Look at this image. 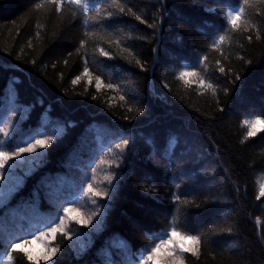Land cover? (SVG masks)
<instances>
[{"label": "trees", "instance_id": "obj_1", "mask_svg": "<svg viewBox=\"0 0 264 264\" xmlns=\"http://www.w3.org/2000/svg\"><path fill=\"white\" fill-rule=\"evenodd\" d=\"M84 2L0 0V141L53 136L0 206L3 264H33L11 244L98 172L99 224L82 250L57 233L51 264H137L172 227L200 237L183 264H264V130L242 126L264 118V0Z\"/></svg>", "mask_w": 264, "mask_h": 264}, {"label": "snow or ice", "instance_id": "obj_2", "mask_svg": "<svg viewBox=\"0 0 264 264\" xmlns=\"http://www.w3.org/2000/svg\"><path fill=\"white\" fill-rule=\"evenodd\" d=\"M52 2H62V0H52ZM72 4H75L82 8L84 13H87L89 11V3L84 2L82 3V0H70ZM113 4H116L119 6V0H111ZM244 4H249V0H244ZM95 7V5H93ZM96 11H99V8H96ZM120 11H123V8H120ZM244 14L243 8H237L234 10H229L226 14V22L231 28L238 27L237 22L240 20L241 16ZM111 15V13H109ZM225 35H220L217 38V41L214 42L215 47H219L220 43H222L225 40ZM101 52H103V49H101ZM104 55H107V53H104ZM220 71H223V68L220 69ZM85 74H87V69H85ZM198 73L196 71H181L179 73V79L185 80L189 76H195ZM75 82V81H74ZM90 82V81H89ZM211 87V85H208ZM100 87V83H97V88ZM108 87H112V85H108ZM242 126L248 127L247 135L254 136L256 135V132L258 130H264V118H261L260 116H256L252 119H244L242 121ZM0 131H5L3 129H0ZM5 135L7 133L5 132ZM38 135H43L42 133H38ZM56 135L57 138H59V135ZM53 139L52 135H44L42 139H37L35 136H33L31 139L24 141L23 145L17 144L14 147H11L7 142L0 141V149H8L11 148V150H0V168H3L6 164H8V161L14 160L16 158H24L23 154L25 153H34L37 152V148H44L47 146L49 142ZM128 141L124 140L123 144L127 145ZM117 147H120V145H117ZM38 155H46V153H38ZM15 167V164H8V168L11 169ZM87 191L93 193L95 196H100L101 193L96 191V189L93 188V185L89 183L87 185ZM260 196H264V184L260 185ZM94 202V201H93ZM77 213L76 216H73L72 213ZM65 220H77L78 223H85L84 219H81L79 217V209L73 207L71 204L67 207H63L59 214L57 215V218L51 225H47L44 229L39 230L38 234L32 233L31 239L27 238H21L19 242H14L11 244V248L13 250L20 249L22 252H24L26 258L28 261H32L33 264H40V260L43 259L45 261L51 260L52 257L55 255L57 249L51 248V249H45V251L41 255L34 256L32 252L28 251L27 245L35 243L37 240L46 241L48 236L51 234L52 238L55 239V236L57 233H61V235H66L65 230L63 228ZM71 237H69L70 239ZM157 243H155L154 246L147 249L145 252H142L139 256V259L137 261V264H147L148 261H152L153 264H165L164 258L161 256L162 251L168 250L169 245H175V248L172 250H169L166 252L167 256L174 255V252L176 249H181L183 251H194L191 248H185L184 241L192 242L193 244H199L200 243V237L195 235H189L186 233H182L181 231L177 230L176 227H172L169 233H166L162 237H156ZM4 255L7 257L8 260H12L11 253L8 251H5ZM0 264H3V259L0 258ZM56 264H59L57 261Z\"/></svg>", "mask_w": 264, "mask_h": 264}, {"label": "rangeland", "instance_id": "obj_3", "mask_svg": "<svg viewBox=\"0 0 264 264\" xmlns=\"http://www.w3.org/2000/svg\"><path fill=\"white\" fill-rule=\"evenodd\" d=\"M0 128L5 130L4 133H7V136L10 137L12 132L10 129V123L8 124V121L0 122ZM2 150V149H1ZM3 150H11L9 149H3ZM38 153H43V148H37V152L34 153H25L23 154L24 158H16L14 160L8 161V164H15V167L9 169L8 164H6L3 168H0V206L4 204L12 194L16 190V187L18 183H20V178L18 174L20 175V172H31L32 167L36 165L39 160L41 159V155H38ZM81 173V172H77ZM101 172H98V174H93L97 179L95 181L94 189L97 190V187L101 185V183H98V179L101 181V179H106L107 177H103ZM87 189V188H86ZM94 198V200H93ZM53 202V205L55 209L52 211L53 213V220L57 218V215L59 214L60 210L63 207L69 206V204H63L59 198H52L50 199ZM94 201V202H93ZM73 207L79 209V217L81 219L85 220V223L81 224L78 223L77 220H65L63 228L65 232L69 235L71 242L73 243L75 248H78L82 250L85 247L86 239L79 234V228L84 225L87 228L95 227L99 224L100 219L102 218L103 208L100 204L97 202V196L93 195V193L88 192L83 195L82 198H79L78 201L71 204ZM73 216H76L77 213H72ZM31 239V237L29 238ZM53 238L51 234L48 236L46 241L37 240L35 243L27 245L28 251L32 252L34 256L41 255L45 249H51L57 247L53 243ZM157 243V242H155ZM151 244L149 248L155 245ZM185 248H191L193 249L195 244L189 241H184ZM175 248V245H169L168 250H164L161 253V256L165 260V264H183V261L180 258V255H182L183 250L176 249L174 252V255L167 256L166 252L169 250H172ZM53 258V257H52ZM52 260V259H51ZM51 260L45 261L43 259L40 260V263L42 264H51ZM5 264H11L10 261L6 262ZM147 264H153L152 261H148Z\"/></svg>", "mask_w": 264, "mask_h": 264}]
</instances>
